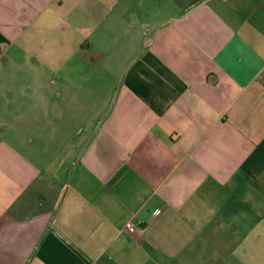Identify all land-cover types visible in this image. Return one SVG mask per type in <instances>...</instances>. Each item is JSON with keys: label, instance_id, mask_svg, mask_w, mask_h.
Wrapping results in <instances>:
<instances>
[{"label": "crops", "instance_id": "1", "mask_svg": "<svg viewBox=\"0 0 264 264\" xmlns=\"http://www.w3.org/2000/svg\"><path fill=\"white\" fill-rule=\"evenodd\" d=\"M0 264H264V0H0Z\"/></svg>", "mask_w": 264, "mask_h": 264}, {"label": "built area", "instance_id": "2", "mask_svg": "<svg viewBox=\"0 0 264 264\" xmlns=\"http://www.w3.org/2000/svg\"><path fill=\"white\" fill-rule=\"evenodd\" d=\"M124 229L126 231H132L133 230V227H132V224L130 222H127L125 225H124Z\"/></svg>", "mask_w": 264, "mask_h": 264}]
</instances>
